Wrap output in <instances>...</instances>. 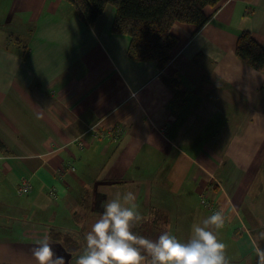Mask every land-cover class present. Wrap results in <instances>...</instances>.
Returning <instances> with one entry per match:
<instances>
[{
    "label": "crops",
    "instance_id": "obj_1",
    "mask_svg": "<svg viewBox=\"0 0 264 264\" xmlns=\"http://www.w3.org/2000/svg\"><path fill=\"white\" fill-rule=\"evenodd\" d=\"M205 14L198 31L174 23L177 45L158 69L128 58V37L110 32L112 6L89 26L67 0H0V264H35L45 236L75 264L63 238L81 252L101 204L128 191L155 215L142 226L163 231L194 210L188 238L192 222L223 211L212 230L229 264H256L264 74L234 48L247 31L264 49V0H221ZM186 183L222 195L204 212L167 208V192Z\"/></svg>",
    "mask_w": 264,
    "mask_h": 264
},
{
    "label": "clouds",
    "instance_id": "obj_2",
    "mask_svg": "<svg viewBox=\"0 0 264 264\" xmlns=\"http://www.w3.org/2000/svg\"><path fill=\"white\" fill-rule=\"evenodd\" d=\"M135 201L136 195L128 191L101 204L103 211L85 234L75 264H229L227 246L212 230L224 227L223 211L193 222L186 241L179 240L170 227L150 239L134 231L144 219ZM257 239L264 240V231ZM253 246L256 264H264V249L255 241ZM31 251L35 264H68L64 255L54 251L49 236L38 240Z\"/></svg>",
    "mask_w": 264,
    "mask_h": 264
},
{
    "label": "trees",
    "instance_id": "obj_3",
    "mask_svg": "<svg viewBox=\"0 0 264 264\" xmlns=\"http://www.w3.org/2000/svg\"><path fill=\"white\" fill-rule=\"evenodd\" d=\"M67 1L78 7V15L89 26L95 24L98 17L103 14L105 6H112L114 18L110 32L128 37V58L139 63L155 62L157 68L162 69L169 63L171 53L177 45V38L171 33L174 23L192 25L198 31L210 18L205 14V9L217 6L221 0ZM234 53L245 65L264 74V49L251 33L242 31L238 34ZM79 147L82 148L81 145ZM155 223L152 224V229L154 228L157 233V223ZM134 231L141 235L142 225L139 223ZM155 232L148 231V238H157ZM63 241L67 249L74 252L73 245L75 246L76 243L66 237Z\"/></svg>",
    "mask_w": 264,
    "mask_h": 264
},
{
    "label": "rangeland",
    "instance_id": "obj_4",
    "mask_svg": "<svg viewBox=\"0 0 264 264\" xmlns=\"http://www.w3.org/2000/svg\"><path fill=\"white\" fill-rule=\"evenodd\" d=\"M74 6H75L77 14H78L79 13L78 7L76 5H74ZM107 7H111V6L110 5L105 6L103 13ZM221 173L222 172L219 171V174H221ZM250 190H252V192H253L254 198L252 200H254V202H255L254 205H260V206L264 205V175H263V179H261V180L257 179L252 183ZM167 195L169 198L162 199V201L166 202L167 208L171 207L172 209H174V211H176L177 209H182L184 207H188L190 209L196 208V209H199V210L204 212V211H207V207L205 206V204H210V203L215 204L216 201L218 200V198L222 194L220 192L216 193V192H211V191H208L205 194H201V193H198L197 186L195 184L186 183L183 190L180 193L169 191V192H167ZM159 200L160 199L153 198L152 202H158ZM252 200L248 196L247 203L252 202ZM202 201L205 203L203 204ZM168 206H170V207H168ZM150 207L153 209V206H150ZM139 212L144 217V219L142 221L146 222L148 224H151L150 219H147V216L152 217L155 215H153L152 212H150V210L145 211L143 208H140ZM182 212L183 213H181V212L179 214L173 213L172 215H170V220H171L170 223L172 224L170 226V229L175 236L177 234V238L179 240L186 241L188 239V231L186 229V224L188 223L190 217L192 216L191 214L194 213V210H184ZM160 218L161 217H159L157 219L158 222H159ZM94 219L95 218H93V220L91 221L90 224H93L95 222ZM180 220H186V222L183 224H180L179 223ZM177 224H178V227H177ZM192 224H193V222H192ZM146 225L147 224H143V226H142L143 233H141V235L146 236L148 238L147 231L152 230L155 232L156 230L154 228L152 229L150 226L146 227ZM177 228H178V230H177ZM88 230H90V229H88ZM161 232H162V230L158 229L157 233L155 232V234L159 235ZM84 246H85V243L83 245V248H84ZM73 251H74L73 253L75 254V257H76V254L79 253V248H76V246L73 245Z\"/></svg>",
    "mask_w": 264,
    "mask_h": 264
},
{
    "label": "built area",
    "instance_id": "obj_5",
    "mask_svg": "<svg viewBox=\"0 0 264 264\" xmlns=\"http://www.w3.org/2000/svg\"><path fill=\"white\" fill-rule=\"evenodd\" d=\"M29 186L28 183H24L23 189H22V193L25 194L28 192ZM202 203L204 204L205 202L202 201ZM206 207H209V204H205Z\"/></svg>",
    "mask_w": 264,
    "mask_h": 264
}]
</instances>
